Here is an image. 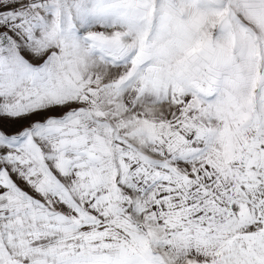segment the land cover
Returning <instances> with one entry per match:
<instances>
[{
    "label": "snow or ice",
    "instance_id": "snow-or-ice-1",
    "mask_svg": "<svg viewBox=\"0 0 264 264\" xmlns=\"http://www.w3.org/2000/svg\"><path fill=\"white\" fill-rule=\"evenodd\" d=\"M0 264H264V0H0Z\"/></svg>",
    "mask_w": 264,
    "mask_h": 264
}]
</instances>
